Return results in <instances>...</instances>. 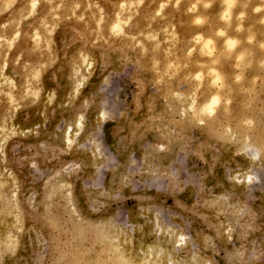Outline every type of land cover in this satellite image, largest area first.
Returning <instances> with one entry per match:
<instances>
[{"label":"rangeland","instance_id":"rangeland-1","mask_svg":"<svg viewBox=\"0 0 264 264\" xmlns=\"http://www.w3.org/2000/svg\"><path fill=\"white\" fill-rule=\"evenodd\" d=\"M196 2L0 0V264H264V0Z\"/></svg>","mask_w":264,"mask_h":264},{"label":"bare ground","instance_id":"bare-ground-1","mask_svg":"<svg viewBox=\"0 0 264 264\" xmlns=\"http://www.w3.org/2000/svg\"><path fill=\"white\" fill-rule=\"evenodd\" d=\"M85 1V0H84ZM195 1V0H194ZM224 1V0H223ZM232 1V0H231ZM197 2H198V0H197ZM196 2V3H197ZM221 2V1H220ZM250 2V1H249ZM92 3V2H91ZM153 3V2H152ZM93 4V3H92ZM92 4H90V5H92ZM98 4V3H97ZM145 4V3H144ZM161 4V3H160ZM221 4V3H220ZM226 4V3H225ZM251 4V3H250ZM250 4H246V6L247 7H250ZM253 4V3H252ZM164 5V4H163ZM165 5H168V4H165ZM249 5V6H248ZM87 6V5H86ZM155 6V5H154ZM161 6V5H160ZM149 7V6H148ZM153 7V6H152ZM164 7H166V6H164ZM177 8H178V6H176ZM226 7H228V6H226ZM225 7V8H226ZM153 8H155V7H153ZM174 8H175V6H174ZM252 8V7H251ZM89 9V8H88ZM150 9V8H149ZM255 9H257V8H255ZM255 9H253V10H255ZM102 10V9H101ZM163 10V9H162ZM162 10H161V12H162ZM167 10H168V8H167ZM166 10V13H163V15L161 14V12H160V17L161 18H157V19H162L161 21H163V23H165L166 24V22L165 21H167V20H170V17H169V14L170 13H172V12H170V11H167ZM227 10V9H226ZM47 11V10H46ZM53 11H54V9H53ZM107 11V10H106ZM153 11V10H152ZM229 11V10H228ZM108 12V11H107ZM106 12V13H107ZM222 12V11H221ZM224 12V11H223ZM222 12V13H223ZM230 12V11H229ZM48 13V12H47ZM157 13H159V10H158V12ZM157 13H156V16H158L157 15ZM49 14V13H48ZM108 14V13H107ZM150 14V13H149ZM111 15V14H110ZM146 15V14H145ZM155 15V14H154ZM198 17H203V13H202V11L200 12H198ZM220 15V14H219ZM237 15H238V13H237ZM50 16V15H49ZM107 16V15H106ZM51 17V16H50ZM237 17V16H236ZM251 17H252V15H251ZM45 18V17H44ZM49 18V17H48ZM119 18V17H118ZM154 18L155 17H153V20H154ZM178 18V17H177ZM179 19V18H178ZM181 19V18H180ZM236 19V18H235ZM108 20V19H107ZM152 20V19H151ZM252 20H255V18L254 19H252ZM100 21L104 24V23H106V17H105V14H103L102 15V18L100 19ZM118 20H116L115 22H117ZM156 21V20H155ZM136 22V21H135ZM140 22H141V19H140ZM152 22V21H151ZM120 23V22H119ZM121 23H123V22H121ZM126 23H128V22H126ZM141 23H143V22H141ZM154 23V22H153ZM162 23V22H161ZM226 23V22H225ZM248 23V22H247ZM251 23V22H250ZM100 24V23H99ZM98 24V25H99ZM118 24V23H117ZM130 24V23H129ZM144 24V23H143ZM156 24V23H155ZM230 24H232V21H231V23ZM245 24V22L244 23H242V25H244ZM252 24V23H251ZM123 25L125 26V24L123 23ZM134 25V24H133ZM139 25V24H138ZM144 25H146V24H144ZM152 25V24H151ZM160 25V24H159ZM163 25V24H162ZM118 26V25H117ZM141 26V25H140ZM139 26V27H140ZM154 26V25H153ZM219 26V25H218ZM225 26V27H224ZM226 26H227V24L226 25H221V26H219V27H214V31L215 32H217V33H220L221 31H225L226 32V37H224V42H227L228 40H229V37H230V28L228 27L229 26V24H228V26H227V28H226ZM231 26V25H230ZM100 27V26H99ZM122 27V26H121ZM127 27V26H126ZM138 27V28H139ZM143 27V26H142ZM148 27V26H147ZM152 27V26H151ZM150 27V28H151ZM168 27H169V25H168ZM251 27V26H250ZM249 27V28H250ZM114 28H117L118 29V27H114L113 26V29ZM130 28V27H129ZM137 28V27H136ZM153 28V27H152ZM165 28V27H164ZM170 28H171V26H170ZM213 28V27H212ZM102 29V28H101ZM112 29V30H113ZM124 29H126V28H124ZM142 29V28H141ZM155 29V28H154ZM247 29H248V27H247ZM111 30V31H112ZM120 30V29H119ZM118 30V31H119ZM127 30V29H126ZM125 30V33L127 32ZM131 30V29H130ZM135 30V29H134ZM134 30L132 29L131 31H133L134 32ZM140 30V29H139ZM148 30V29H147ZM155 30H157V29H155ZM163 30V29H162ZM167 30V29H166ZM173 30V29H172ZM171 30V31H172ZM184 30V29H183ZM244 30V32H245V29H243ZM249 30V29H248ZM116 31V30H115ZM121 31V30H120ZM124 31V30H123ZM128 31H129V29H128ZM138 31V30H137ZM144 31H145V28L143 29V33H144ZM150 31V30H149ZM154 31V30H153ZM182 31V30H181ZM122 32V31H121ZM130 32V31H129ZM135 32H136V30H135ZM147 32V31H146ZM160 32H162V31H160ZM164 32V31H163ZM224 32V33H225ZM131 33V32H130ZM159 33V32H158ZM174 33V32H173ZM172 33V34H173ZM206 33H207V31H206ZM246 33V32H245ZM245 33H243V34H245ZM137 34V33H136ZM141 33H139L138 35H140ZM155 34V33H154ZM157 34V33H156ZM113 35V34H112ZM173 35H175V33L173 34ZM154 36V35H153ZM152 35H151V37H153ZM164 36V35H163ZM172 35H170V37H171ZM176 36V35H175ZM178 36V35H177ZM220 36V35H219ZM243 36V35H242ZM260 36V35H259ZM140 37V36H139ZM142 37V36H141ZM207 39V41L205 40V42H206V45L203 43V46L205 45V47H206V51L207 50H210L209 49V46H210V44L211 43H213V42H211L209 39L212 37L210 34H207L206 36H205ZM133 38V37H132ZM144 38V37H143ZM156 38V37H155ZM158 38V37H157ZM136 39V38H135ZM134 39V40H135ZM145 39V38H144ZM148 39H150V38H148ZM152 40H150V41H152V45H153V38H151ZM161 39V38H160ZM176 39H178V37L176 38ZM175 39V40H176ZM201 39H202V37H201ZM245 39H247V38H245ZM172 40H174V38L172 39L171 38V41ZM174 40V41H175ZM241 40H242V38H241ZM241 40H240V44L242 43L241 42ZM260 40H261V38H260ZM166 41V40H165ZM170 41V40H169ZM176 41H178V40H176ZM175 41V42H176ZM199 41V40H198ZM202 41V40H201ZM141 42V41H140ZM162 42H163V40H162ZM180 42V41H179ZM200 42V41H199ZM203 42V41H202ZM257 42H259V43H261L260 41H257ZM144 43V42H143ZM148 43V42H147ZM155 43V42H154ZM201 43V42H200ZM210 43V44H209ZM263 43V42H262ZM261 43V44H262ZM130 44V43H129ZM150 44V43H149ZM156 44V43H155ZM162 44V43H161ZM166 44H167V42H166ZM177 44V43H176ZM175 44V45H176ZM227 44V43H226ZM244 44V43H243ZM256 44H258V43H256ZM143 45V44H142ZM145 45V44H144ZM151 45V44H150ZM158 45V44H157ZM168 45H169V43H168ZM209 45V46H208ZM156 46V45H155ZM170 46V45H169ZM258 46H259V44H258ZM261 46V45H260ZM256 47H257V45H256ZM199 48H200V50L203 48V47H200L199 46ZM246 48V47H245ZM254 49V48H253ZM250 50V49H249ZM205 51V50H204ZM255 51V49L253 50V52ZM252 52V51H251ZM252 52V53H253ZM256 52V51H255ZM252 53H250V54H252ZM170 54V53H169ZM201 54V53H200ZM236 54H241V55H243V57L245 58V60H246V62H249L251 59L249 58V51H247V49H244V47L242 46L241 47V49L240 50H235V52L233 53V55H236ZM260 54V53H259ZM261 55V54H260ZM256 56H259V55H255L254 56V59H255V57ZM253 57V56H252ZM178 59V58H177ZM175 60H176V58H175ZM253 61V60H252ZM179 62H181V61H179ZM171 63V62H170ZM170 63H168L167 64V66L166 67H164V68H160L159 70H157V71H155V73L157 74V76L159 77V78H163L165 75H167V73H169L168 71H169V68H173V67H171L172 65L170 64ZM248 64H250V65H252L250 62L248 63ZM175 66H176V64H175ZM179 66H181L180 64H179ZM254 67V66H253ZM177 68H178V66H177ZM251 68H252V66H251ZM174 69V71L176 70V68L174 67L173 68ZM209 70H211V72L213 71L214 72V69L211 67V69H209ZM253 70V69H252ZM171 71H173V70H171ZM177 71V70H176ZM216 72V71H215ZM218 75V74H217ZM216 75V76H217ZM168 76V75H167ZM170 76V75H169ZM219 76V75H218ZM157 77V78H158ZM220 79V78H219ZM159 80V79H158ZM163 80V79H162ZM222 80V79H221ZM248 80V79H247ZM161 81V80H160ZM15 99V98H14ZM212 106V105H211ZM214 106V105H213ZM214 109V108H213ZM206 110V109H205ZM193 111V110H192ZM203 112V111H202ZM117 239H118V237H116V236H114L113 235V255H112V258H111V263L112 264H135V262L132 260L133 258H131V256L129 255V254H127V252H126V250H124V244L123 243H121V242H118V244H116L115 242L117 241ZM181 240H182V237L181 236H179V235H177V236H174V238H173V241H174V245H179V244H181L180 242H181ZM176 245V246H177ZM142 258L144 259V260H146V261H148V262H150V263H152V264H161V263H164V264H173L172 263V260L170 259V258H165V259H163V262H161V255H162V252H161V250L160 249H157V250H153V248H149V247H147L146 248V251L144 252V251H142ZM206 264V263H205Z\"/></svg>","mask_w":264,"mask_h":264},{"label":"clouds","instance_id":"clouds-1","mask_svg":"<svg viewBox=\"0 0 264 264\" xmlns=\"http://www.w3.org/2000/svg\"><path fill=\"white\" fill-rule=\"evenodd\" d=\"M229 7H231V5H229ZM228 15H229L228 11H225V12L223 13L222 18H223V19H227V18H228ZM197 23H200V20H199V19L197 20ZM219 34H220L221 36L225 35V33H224L223 31H221ZM237 43H238V41L233 40V39H229V40L227 41V44H228L229 48H234V47L237 45Z\"/></svg>","mask_w":264,"mask_h":264}]
</instances>
